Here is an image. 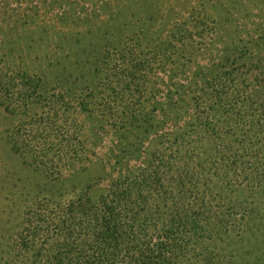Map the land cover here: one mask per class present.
Instances as JSON below:
<instances>
[{"label":"trees","instance_id":"obj_1","mask_svg":"<svg viewBox=\"0 0 264 264\" xmlns=\"http://www.w3.org/2000/svg\"><path fill=\"white\" fill-rule=\"evenodd\" d=\"M121 11L118 17L123 20L129 7L122 5ZM193 11L190 23H175L163 37L158 27L151 30L150 38L135 31L120 42L117 37L121 29L116 28L115 44L91 68L102 75L105 97L95 100L94 89L86 88L76 97L75 105L70 103L69 91L49 87H62L70 79L68 83L76 86L73 78H78L77 74L71 70L60 73L61 81L55 70L62 59L70 57L69 49L60 47L66 45L68 36L55 35L56 26H50L42 31H47L46 35L41 33L34 39L17 33L24 23L9 26L0 21V31L2 27L8 30L0 40V110L16 117L7 144L55 189L35 198L23 212L10 239L13 264H230L226 262L231 258L229 250L217 247L216 241L228 235L234 212L206 204L208 185L192 166L195 153L191 134L201 130L219 138L220 131L225 132L214 120L213 114H219L226 117L232 134L240 127L242 137H233V143L249 147L259 141L257 136L264 131V100L261 108L240 109L247 75L235 73L237 63L214 70L189 101L180 100L179 106L193 107L195 124L186 131L158 135L142 166L132 168L127 165L129 158L122 157L126 162L121 161L118 153L101 166L106 167L104 184L93 177L79 179L88 172L92 146L84 120L73 116L72 109L89 113L87 119L105 115L109 124H98L96 133L105 125L117 131L127 127L136 130L137 135L131 133L136 141L128 143V148L129 152H139L143 144L140 133L149 132L154 125L151 117L155 112L165 113L166 106L172 110L177 106L173 97L166 105L156 100L159 88L152 78L165 66L180 61L174 56L182 58L185 40L201 38L208 31L200 11ZM57 22L69 27L67 22ZM13 56L17 62L11 60ZM238 65L244 67V57ZM149 94H153L150 101L154 107L145 113L149 103L144 99ZM255 115L261 116L258 121H244ZM230 145H217L218 154L206 163L222 166L220 172L232 170L234 175L235 168L240 170L242 165H246V174H250L249 169L256 171L252 166L256 155L241 161L242 156L229 153ZM92 179L99 183L94 194Z\"/></svg>","mask_w":264,"mask_h":264},{"label":"rangeland","instance_id":"obj_2","mask_svg":"<svg viewBox=\"0 0 264 264\" xmlns=\"http://www.w3.org/2000/svg\"><path fill=\"white\" fill-rule=\"evenodd\" d=\"M122 5L129 7V13L126 12L123 20L118 17L122 13ZM194 9L200 11L208 31L201 38L185 40L182 58L174 56L175 60L180 61L165 66L163 72H157V76L152 78L159 88L156 100L165 104L167 99L173 97L172 101L177 106L174 110L166 106L165 113L155 112L151 117L154 125L149 128V132L145 130L140 133L143 144L139 152H129L128 148V143L136 141L131 137L132 134L137 135L136 130L127 127L117 131V128L105 125L101 132L96 133L95 127L106 119L105 115L87 119L89 113L72 109L73 116L84 120L92 146L87 163L88 172L80 175V180L93 177L104 184L102 179L106 167L101 166L108 157L114 159L119 153L121 161H124L122 157L129 158L127 165L132 168L142 166L147 153L156 146L158 135L182 132L193 127L195 111L190 104L179 106L180 100L189 101V97L208 81L214 70L220 71L237 63L239 70H234L235 73L239 71L238 76L247 75L246 84L242 85L245 91L239 98L240 109L249 106L261 108V100H264V0H0V21L4 20L9 26L25 24L17 31L19 35L36 39V35L40 36L43 30L56 26L55 35L64 33L68 36L66 45L60 47L62 50L68 48L70 57L62 59L61 66L55 70L61 81L60 73L71 70L77 74L78 78H73L76 86L70 85L72 82L68 83L70 79L62 87L58 84H50L49 87L69 91L67 95L72 105L78 101L76 97L90 87L94 89L95 100L105 97L107 90L102 84V75L95 74L91 68L98 63L106 49L115 44L116 28L121 29L117 37L120 42H124L129 33L135 31L144 33L146 39L150 38L151 30L154 32L158 27V33L163 37L170 33L175 23H190ZM142 11L145 14H141ZM146 14L149 16L144 19ZM59 20L69 23V27L59 24ZM7 32L2 27L0 40L4 39ZM46 33L44 31L42 34ZM243 52L250 54L244 56ZM243 57L244 67L238 65ZM11 60L17 62L16 56L11 57ZM113 61L111 59L109 62L112 64ZM182 86L187 87L182 89ZM170 93L172 95L169 96ZM152 96L149 94L144 99V103H149L145 106V113L154 107L150 101ZM147 116L141 117V123L146 121ZM213 117L225 132L220 131L219 138H214L200 130L191 134V143L195 153L192 166L208 185L206 204L212 209L224 212L232 209L234 212L228 235L223 236L222 241H216V245L229 250L227 254L231 258L226 262L230 264H264V131L257 136L258 142L244 147L232 142L233 137H242L240 127L234 129L232 134V130L228 131L226 117L219 114H213ZM260 117L255 115L251 117L252 120L245 118L244 121L254 122ZM15 118L0 110V264L14 263L10 239L26 207L35 198L55 190L40 173L32 170L9 149L8 132L16 123ZM103 123L109 124L107 121ZM261 124L264 126V117L261 118ZM212 143L219 146L231 144L232 152L229 153L239 154L242 156L241 161L252 160L256 155L252 164L256 171L250 172L249 169L247 171L250 174H246L243 171L246 165H242L240 170L239 167L235 168L237 175H234L232 170L229 173L223 165L227 173L220 172L222 166L216 168L206 163V160L218 154L217 145L212 146ZM90 183L94 194L99 183L94 184L93 179Z\"/></svg>","mask_w":264,"mask_h":264}]
</instances>
